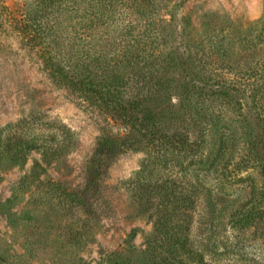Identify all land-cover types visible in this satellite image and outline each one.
Instances as JSON below:
<instances>
[{
  "label": "rangeland",
  "instance_id": "1",
  "mask_svg": "<svg viewBox=\"0 0 264 264\" xmlns=\"http://www.w3.org/2000/svg\"><path fill=\"white\" fill-rule=\"evenodd\" d=\"M44 1L0 0V137L3 145L39 140L41 146L20 160L0 153V264H162L170 259L149 243L163 214L159 196L149 211L145 197L142 202L136 195L140 171L150 184L168 181L178 191L196 192L197 198L188 194L196 200L187 210L193 218L191 238L209 264H264V225L240 229L232 218L242 205L258 219L264 216L263 171L250 148L255 137L264 139V110L256 105L240 109L211 92L195 95L196 108L184 109L175 90L182 81L199 85L192 60L199 50L215 52L206 63L212 84L240 81V89L248 88L242 77L246 71L250 84L264 93V0L149 1L156 9L150 15L152 31L145 34L153 39L145 40L150 46L158 38L159 50L171 55L162 57L151 81L144 80L143 92L160 90L157 102L171 98L174 114L182 115L180 130L197 144L186 156L171 153L166 167L152 154L127 151L107 162L91 191L87 176L100 138L122 135L124 129L97 103L58 85L43 54L65 52L74 42L80 56L114 47L120 54L130 52L127 34L134 36L145 24L124 0H63L66 10L80 3L73 5V22L66 13L59 15L58 6L54 12L43 8ZM97 4L107 6L108 14L94 30L92 45L91 33L74 27ZM38 8L45 15L25 34L21 27ZM56 19L62 21L58 26ZM137 92L134 87L131 94ZM253 117L261 130L252 126Z\"/></svg>",
  "mask_w": 264,
  "mask_h": 264
},
{
  "label": "trees",
  "instance_id": "2",
  "mask_svg": "<svg viewBox=\"0 0 264 264\" xmlns=\"http://www.w3.org/2000/svg\"><path fill=\"white\" fill-rule=\"evenodd\" d=\"M124 1L130 3L128 5L129 10L145 24L143 25L144 28L139 32L136 31L134 36L127 34L128 47L132 46L130 52L120 54V50L114 47L107 53L86 51L84 55L80 56L74 49L78 44L71 40L74 43L66 46L68 52L57 49L51 52L47 49L43 54L44 66L58 85L79 94L82 98L97 103L124 129L122 135L104 134L100 138L87 176V189L90 191L98 187L99 180L103 177L104 169L107 167V162L125 154L127 151L152 154L150 158H153L154 162L166 167L169 163L166 162V158L168 156L172 157L171 153H173V156H175V153L186 156L197 144V141L192 140V134L180 130L181 124L177 121L180 122L179 119L182 115L179 113L174 114L176 106L171 98L157 102L156 100L161 94L160 90L143 92L147 87L143 84L144 80L151 81L150 77H154L157 73V66L163 60L162 57L171 55L169 50H159L161 44H159L158 38H156L155 44L152 42L150 46L147 43L151 40L147 42L145 40V37L153 39L145 33H151L152 31L150 15L156 9V5L149 2L150 0ZM75 4H78V7L80 6V3L73 2L70 4L72 7L70 6L71 8L66 10L63 7V0H47L43 2L42 6L46 10L50 8L53 12L58 6L59 15L62 16L63 13H66V18L73 22L72 15L77 8V6H73ZM102 4L103 2L100 1L99 5ZM38 9L28 13L27 19L21 27L25 34L32 33L37 21L44 17V10L42 8ZM92 9L93 14L78 20L74 30L81 31L83 29V34L90 35L91 33V42L92 45H95L97 34L94 30L100 26L102 17L108 14V9L107 6L98 8V4ZM61 22L56 19L53 24L58 26ZM36 31V38L40 39L42 34L37 27ZM55 51L57 54H55ZM210 55L214 56L215 52L199 50L197 52L196 50L192 59L196 68L193 76L198 78L199 85L191 86L182 81V84L175 86V90L176 88L179 89L176 94L182 101L181 108H191V105L195 107V100L193 99L195 95L200 96L211 92V94L217 93L228 101H232L240 109H244L245 105H256L259 110H264V93L261 92L258 86L250 84L251 80H249L246 71L242 74V77H245L244 86L247 85L248 88L240 89V81L231 83L220 81L219 84H212L211 81H215V79L212 77V70L206 65ZM94 56L96 58H93ZM201 63H204V65ZM256 75H258V72ZM185 77L189 78L190 76L185 75ZM250 79H253V75ZM134 87L138 89V92L131 94ZM169 87L171 89V86ZM249 88L252 89L248 93ZM248 97L251 103H245ZM253 120L252 126L261 130L262 123L260 120L256 117H253ZM38 141L16 140L11 144L3 145L0 137V153L20 160L28 152L41 148ZM250 148L254 152L255 160L259 163L264 176V139L260 136L255 137L250 142ZM176 163L177 166L183 167V163ZM189 164L193 165V163ZM143 172L140 171L137 174L135 182L137 187L135 189L136 195L142 202L145 197L144 203L149 207L144 206V208H149V211H152L156 197H160V202L157 205L163 215L156 220V233L149 243L163 249L165 254L170 256V259L164 258L162 264H166V262L167 264H185L180 259V255L192 260L193 264H209L203 252L195 248L191 238L193 218L187 210L194 206L196 200L192 195L197 198L196 192L188 193L185 188L178 191L174 187L168 186V181L161 184L159 182L150 184L145 177H140ZM159 209L156 208L155 211ZM232 218H236L235 225L240 229H247L255 223L264 225V216H260L258 219L255 212L246 211L244 205L235 210ZM210 251L215 253L213 248Z\"/></svg>",
  "mask_w": 264,
  "mask_h": 264
}]
</instances>
